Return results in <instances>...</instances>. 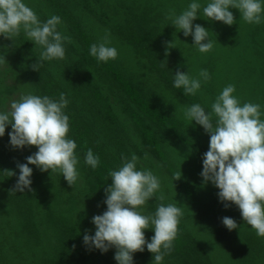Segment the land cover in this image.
<instances>
[{
    "label": "trees",
    "instance_id": "obj_1",
    "mask_svg": "<svg viewBox=\"0 0 264 264\" xmlns=\"http://www.w3.org/2000/svg\"><path fill=\"white\" fill-rule=\"evenodd\" d=\"M188 2L25 0L42 21L59 16L58 30L72 42L66 43L63 60L46 61L34 70L39 48L23 32L12 40L0 36L6 60L0 65V110L7 111L12 100L28 92L53 98L64 93L70 101L65 109L68 135L77 143L80 178L71 187L59 172L29 165L31 191L15 190L17 164L37 149H14L9 144L11 126L5 129L0 138V264H117L115 248L101 253L86 246L83 235L94 234L91 218L106 210L109 171L121 165L122 155L132 153L138 168L150 169L161 183L156 198L143 206L144 214L154 213L160 203L176 201L183 208L164 264H264V237L245 224L236 205L229 202L225 208L218 189L200 176L209 134L175 111L193 103L210 110L227 84L235 85L242 103H259L264 109V24L245 23L237 9H230L235 20L231 26L197 18L194 23L205 27L215 42L211 52L201 54L191 45V36L176 32L164 19ZM105 32L119 54L115 60L97 62L88 54L89 46ZM172 40L175 48L166 53ZM188 69L192 75L207 69L211 79L196 95L184 96L172 86L173 74ZM88 148L101 160L95 170L84 164ZM225 216L238 228L229 231L221 222ZM153 235L145 230L146 240ZM133 260L151 264L152 254L145 248Z\"/></svg>",
    "mask_w": 264,
    "mask_h": 264
},
{
    "label": "clouds",
    "instance_id": "obj_2",
    "mask_svg": "<svg viewBox=\"0 0 264 264\" xmlns=\"http://www.w3.org/2000/svg\"><path fill=\"white\" fill-rule=\"evenodd\" d=\"M230 9H237L240 19L247 24H264V0H189L181 12L170 10L164 19L176 32L191 36V45L197 52L207 54L213 50L215 42L209 31L194 21L205 18L231 26L235 20ZM61 24L57 15L43 21L39 19L25 0H0V36L12 40L23 32L40 50L39 60L32 66L34 70H39L46 61L65 58V45L72 41L58 30ZM171 48H175L173 40L166 43V53ZM88 54L97 62L106 63L115 60L119 53L111 44L110 34L105 32L98 42L89 46ZM5 63V54L0 52V65ZM210 79L207 69H200L196 75L189 69L176 71L172 86L182 89L184 96L196 95ZM235 92V85L227 84L211 103L210 110L193 103L182 104L175 111L179 118L190 124L194 121L209 134V147L202 157L203 182H210L218 189V201L225 208L230 203L236 205L245 224L254 229L257 236L264 237V109L259 103H242ZM69 103L64 93L53 98L28 92L12 100L7 111L0 110V138L10 125L11 147L35 146L37 149L25 158V163L17 164L19 175L15 190L31 191L33 168L29 165L41 172L49 169L59 172L71 187L77 184L80 160L77 143L68 135L70 119L65 109ZM100 163L99 155L88 148L84 164L95 170ZM109 177L111 183L105 189L103 201L106 210L92 216L95 231L92 235L86 231L83 243L101 253L115 248L117 264H134L133 254L145 248L152 254L151 264H164L165 257L173 250L183 208L176 201L160 203L154 213L144 214L143 206L156 198L161 183L150 169L138 168V157L134 153L129 157L122 155L121 165L110 170ZM159 199L163 200V196ZM221 222L229 231L238 228L233 218L225 216ZM146 229L154 232L148 240Z\"/></svg>",
    "mask_w": 264,
    "mask_h": 264
}]
</instances>
